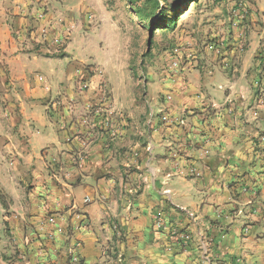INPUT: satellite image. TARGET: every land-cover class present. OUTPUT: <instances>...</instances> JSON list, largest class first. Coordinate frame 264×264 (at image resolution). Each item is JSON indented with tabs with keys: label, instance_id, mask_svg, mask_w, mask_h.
I'll use <instances>...</instances> for the list:
<instances>
[{
	"label": "crops",
	"instance_id": "1",
	"mask_svg": "<svg viewBox=\"0 0 264 264\" xmlns=\"http://www.w3.org/2000/svg\"><path fill=\"white\" fill-rule=\"evenodd\" d=\"M256 2L214 14L206 48L177 67L162 54L141 84L65 4L0 0V264H264Z\"/></svg>",
	"mask_w": 264,
	"mask_h": 264
},
{
	"label": "rangeland",
	"instance_id": "2",
	"mask_svg": "<svg viewBox=\"0 0 264 264\" xmlns=\"http://www.w3.org/2000/svg\"><path fill=\"white\" fill-rule=\"evenodd\" d=\"M33 1L39 2L37 4L44 3L45 12H47V7L56 6L59 3L65 4L66 12L71 17L73 24L70 25L71 31L76 30L78 34L86 37V34L90 33L88 27L93 26L94 30H91L93 32L91 33L96 38L101 49L105 50L107 47L108 50L110 48L120 49V53L117 54L116 52L110 55L108 61L113 62L115 65H121L126 70L130 69L132 80L140 81L141 84L149 69L157 63L158 57L162 54L170 55L173 59L172 63L176 58H178L180 63L181 57L185 56L187 51L194 50L199 53V51L201 52V50L206 48L208 43L206 38L208 21L214 14L220 13L224 15L227 13L228 19H230L237 16L240 9L245 8L244 4L249 6L251 1H255L256 4H258L256 1L259 4H264V0H181L180 3H176L175 0H169L166 5L171 12H178L179 14L176 25L173 29L159 28L153 32L149 29V22L143 21L136 14L135 5L131 0ZM143 2L144 0L139 1L137 4H142ZM223 9L226 10V13ZM259 13H261L260 10ZM106 14L108 15L107 20H105L104 16ZM110 17L113 18L114 22L111 21ZM75 23H77L76 26H74ZM259 24L264 26L262 22ZM106 37L111 38L108 46L105 40ZM149 39L151 41L150 46ZM67 42L69 41H58L56 47L59 54H61ZM176 48L181 50L180 56H176L174 51ZM261 55L259 73L257 72L258 79H262L264 73V54ZM105 60V57L99 59L98 64L106 62ZM68 62V57L63 56L55 59L52 64L54 68H62ZM86 68H90V66H86ZM112 69L110 67L109 71L111 72ZM229 71L230 69L226 73L229 74ZM97 73L103 76L101 70H98ZM105 85L104 80L101 86L105 90L106 99H108L109 91ZM85 86H82V90L88 88ZM2 105L5 106L6 104L3 103ZM4 203H6L5 200Z\"/></svg>",
	"mask_w": 264,
	"mask_h": 264
},
{
	"label": "trees",
	"instance_id": "3",
	"mask_svg": "<svg viewBox=\"0 0 264 264\" xmlns=\"http://www.w3.org/2000/svg\"><path fill=\"white\" fill-rule=\"evenodd\" d=\"M131 1L135 5L136 14L139 15L143 21L149 22V29L151 31L154 32L159 28L173 29L175 27L179 14L178 12H171L170 8L166 5L169 0H144L142 4L137 3L143 0ZM175 1L176 3L181 2V0ZM0 200L2 202L5 200V195L1 190Z\"/></svg>",
	"mask_w": 264,
	"mask_h": 264
},
{
	"label": "built area",
	"instance_id": "4",
	"mask_svg": "<svg viewBox=\"0 0 264 264\" xmlns=\"http://www.w3.org/2000/svg\"><path fill=\"white\" fill-rule=\"evenodd\" d=\"M174 51H175L176 56L181 55V50L179 48H176ZM178 65H179V60H178V58H176L173 62V66L177 67ZM256 96H257L258 108H263L264 107V73L262 75V79L261 78L258 79ZM229 114H232V112H230ZM254 115L257 116V112H255ZM163 120L168 121L167 117H164ZM86 201L89 202V199H86ZM190 216L193 217L192 214H190ZM49 221L51 223H54L55 219L50 218ZM156 227L162 228V218L160 215L156 218ZM51 264H61V263H51ZM66 264H82V260L79 256V254L75 250H73L71 252V254L69 256V260Z\"/></svg>",
	"mask_w": 264,
	"mask_h": 264
},
{
	"label": "water",
	"instance_id": "5",
	"mask_svg": "<svg viewBox=\"0 0 264 264\" xmlns=\"http://www.w3.org/2000/svg\"><path fill=\"white\" fill-rule=\"evenodd\" d=\"M149 46H150V39H149Z\"/></svg>",
	"mask_w": 264,
	"mask_h": 264
}]
</instances>
